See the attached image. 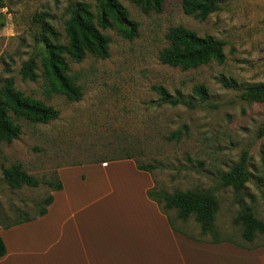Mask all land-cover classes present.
<instances>
[{
    "label": "rangeland",
    "instance_id": "374dc122",
    "mask_svg": "<svg viewBox=\"0 0 264 264\" xmlns=\"http://www.w3.org/2000/svg\"><path fill=\"white\" fill-rule=\"evenodd\" d=\"M119 1L139 23L138 35L127 39L115 29H103L111 39L108 58L69 59L71 75L83 92L80 101L71 102L48 94L40 65L42 30L34 16L51 14L52 25L65 41L72 6L86 2L95 10L96 0H5L0 88L13 78L17 89L55 107L60 116L48 124L18 121L20 137L11 144L0 143V225L36 217L53 192L46 182L56 181L59 168L132 158L153 167L157 197L188 190L215 194L217 235L204 234L195 216L183 221L177 210H168L182 232L201 240L231 239L246 247L264 243L260 234L246 241L243 227L235 224L239 200L264 222V103L242 97L249 86L264 83V0H218L220 9L205 21L185 15L182 0H164L159 14H144L131 1ZM176 26L221 40L224 63L212 61L189 70L162 64L159 53L168 47L167 34ZM30 59L39 67L36 81L20 74ZM199 85L207 89L205 100L194 93ZM155 86L188 103H163ZM244 156L251 180L237 194L223 185L222 177ZM12 165H21L41 184L13 189L3 173ZM121 175L129 173L123 170Z\"/></svg>",
    "mask_w": 264,
    "mask_h": 264
},
{
    "label": "trees",
    "instance_id": "16d2710c",
    "mask_svg": "<svg viewBox=\"0 0 264 264\" xmlns=\"http://www.w3.org/2000/svg\"><path fill=\"white\" fill-rule=\"evenodd\" d=\"M128 1L139 7L144 14H159L164 5V0ZM6 7L5 0H0V37L6 26V17L3 13ZM182 8L185 15L193 16L200 21H205L220 9L218 0H182ZM69 14L64 28L65 41H63V34L52 25L51 19L54 17L51 14L47 12L36 14L34 22L39 24L42 30L41 40L44 43V53L41 56L40 65L47 79L48 94L61 95L71 102H78L82 99L83 92L71 75L69 59L82 62L88 55L100 59L108 58L111 39L102 30L115 29L123 37L133 39L138 35L139 23L132 18L129 10L119 0H96L95 10L86 2H77L72 6ZM167 40L169 45L160 51L159 61L172 68L189 70L212 61L224 63L226 59L224 43L221 40L211 35L200 36L184 26L172 27L167 34ZM38 68L35 59H30L23 63L20 74L25 80L36 81L39 77ZM154 90L165 104L177 106L188 103L181 98H173L163 86H155ZM194 93L202 100H205L208 95L204 85L196 86ZM242 97L250 102L264 103V83L249 86ZM59 116L60 112L55 107L17 89L13 78H7L0 88V143L11 144L20 137L22 126L18 121L48 124L57 120ZM261 135H264V128H262ZM135 162L139 170L152 173L151 165ZM3 173L6 182L13 189H20L23 186L35 188L41 184L40 180L31 176L21 165L5 168ZM250 180L251 172L247 166L246 156L222 177L223 185L232 187L237 194L246 189ZM46 184L53 192L63 189V184L58 177L55 182L48 181ZM154 191L155 187L149 190L148 197L159 205L163 213H168V210H177L178 219L183 221L195 216L204 234L217 235L214 222L219 211V202L214 193L188 190L177 191L173 194L162 193L157 197ZM159 196L163 199L164 208L161 206ZM53 201L54 197L50 194L43 201L42 208L36 217L25 218L13 225L44 216ZM239 204L241 210L235 224L243 227L244 239L253 242L258 234L264 236V222L256 217L251 206L241 200ZM170 223L175 231L190 239H195L176 228L171 219ZM213 239L214 241L221 240ZM6 253L5 243L0 235V258Z\"/></svg>",
    "mask_w": 264,
    "mask_h": 264
},
{
    "label": "crops",
    "instance_id": "0c3cea01",
    "mask_svg": "<svg viewBox=\"0 0 264 264\" xmlns=\"http://www.w3.org/2000/svg\"><path fill=\"white\" fill-rule=\"evenodd\" d=\"M79 166L58 169L63 189L51 192L47 214L0 225L7 249L0 264H264V243L175 231L171 215L148 197L153 175L133 159Z\"/></svg>",
    "mask_w": 264,
    "mask_h": 264
}]
</instances>
